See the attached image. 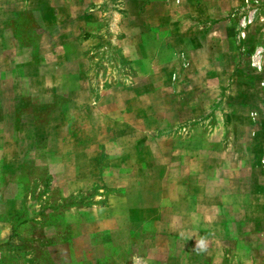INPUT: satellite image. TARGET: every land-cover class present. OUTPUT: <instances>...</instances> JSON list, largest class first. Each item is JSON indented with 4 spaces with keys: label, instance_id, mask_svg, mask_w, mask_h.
<instances>
[{
    "label": "rangeland",
    "instance_id": "obj_1",
    "mask_svg": "<svg viewBox=\"0 0 264 264\" xmlns=\"http://www.w3.org/2000/svg\"><path fill=\"white\" fill-rule=\"evenodd\" d=\"M45 2L67 4L60 24L38 10ZM82 2L100 24L75 21ZM45 31L51 42L85 40L77 73L53 83L68 100L80 93L68 89L77 78L89 84L76 98L83 113L71 114H84L89 132L99 126L92 115H124L130 134L110 142L115 150L84 140L90 159L99 153L100 182L70 201L61 199L56 172L43 171V140L22 148L3 139L0 264H52L56 244L44 227L64 210L106 206L129 183L133 199L148 195L146 206L158 205L164 217V263L264 264V0H0V80L9 78V97L29 96L24 48H38ZM123 158L125 174L106 166ZM81 176L91 183L94 173Z\"/></svg>",
    "mask_w": 264,
    "mask_h": 264
},
{
    "label": "crops",
    "instance_id": "obj_2",
    "mask_svg": "<svg viewBox=\"0 0 264 264\" xmlns=\"http://www.w3.org/2000/svg\"><path fill=\"white\" fill-rule=\"evenodd\" d=\"M43 5L38 10L44 13L52 11L50 18L60 24L63 17L57 12L59 9H64V5L67 4L45 2ZM73 10L77 11L75 21L80 22L85 29L92 23L100 24L97 21H102L95 14L85 13L83 2L75 5ZM48 34L49 32H44L39 49L24 48L28 53L25 64L29 75L34 77L29 84L28 97L21 98V94L9 97L7 89L9 78L0 80V107L4 108L0 109V151L4 149L3 139H12L13 146L16 147L18 144L22 148H29L26 143L29 138L35 141L43 140L42 151L46 153L48 160L44 164L43 171L48 175L56 172L55 178L61 187V199L70 201L73 200L74 194L83 187L88 188L93 182H100L99 172L102 170V161L99 159V153H94L95 161L90 159L88 151L85 152L83 147L84 140L94 138L97 139L99 150L102 144L106 145V149L115 150L116 141L110 142L118 138L119 144V141L130 133L126 131V116L115 113L108 116L92 115V121L99 122L98 130L95 131L92 128L91 132L86 131L85 118L82 114L83 104L77 102L76 98L90 93L89 84L77 78L76 88L68 87L71 92L80 91L76 97L70 95L72 101L68 100L65 90L63 92L58 86H53V83L59 84L62 78L77 73L78 61L82 63L85 58L83 54L85 40L76 39L71 42L72 40L58 41L56 39L54 41L52 39L51 42ZM123 41L127 43L126 39ZM2 71L0 69V74H4ZM16 78V74L12 76L13 81ZM73 79H69V85L73 84ZM15 90L14 86L13 91ZM46 93H49L48 97ZM87 99L83 98L82 101ZM104 99L109 100L110 98L105 97ZM78 107L82 113L71 114V111ZM107 123L119 131L114 133L115 131L109 132L108 128H102L108 125ZM5 126L11 130H6ZM3 130H6V133H3ZM35 146L38 149L42 147V144L38 142ZM88 146L92 144L89 143ZM126 152L125 150L123 153ZM89 154L92 153L89 151ZM83 157L85 163L81 160ZM88 161L90 163H86ZM25 163L30 162L22 164L19 162L20 166L17 169L27 168L29 170V165ZM126 164L123 158L114 159L106 166H112L111 169L115 170L118 168L125 174ZM34 166L38 168L37 164H32L30 169H35ZM88 170L94 173L91 183L83 182L81 179V172ZM130 186V183L123 184V187L119 185L122 188L118 189H121L123 194L115 195L116 200L109 199L104 207L98 204L99 206L86 209L80 207L67 209L60 213L53 223L45 226L44 236L54 240L56 244L50 251L52 264H135L136 261L140 264H173V261L164 263L162 259L157 258L158 241L161 236L159 228L164 226V217L159 206L156 205L153 208L146 206L145 201H149L148 195L144 200L142 196L133 199ZM149 238L151 242L148 241ZM44 253L49 256L48 252Z\"/></svg>",
    "mask_w": 264,
    "mask_h": 264
}]
</instances>
